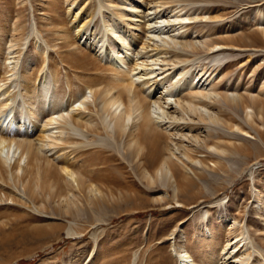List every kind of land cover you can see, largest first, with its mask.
I'll use <instances>...</instances> for the list:
<instances>
[{"label":"rangeland","instance_id":"obj_1","mask_svg":"<svg viewBox=\"0 0 264 264\" xmlns=\"http://www.w3.org/2000/svg\"><path fill=\"white\" fill-rule=\"evenodd\" d=\"M98 1L104 5L100 10H98ZM125 1L134 0H0V35H4L5 42L12 46L9 56L6 54L9 53L6 47L4 50V55L11 58L6 62L8 65L6 69L1 67L2 58L0 61V137L3 135L2 139L9 142L21 141L27 137L28 139L25 140H34L37 143L36 139L44 129L43 124L48 118V113L53 112L54 108V111L58 109L53 104L57 97L63 104L61 107L59 105V113L61 109L65 113V109H70L71 105H75L74 100H79V97L85 93L87 100L83 107L86 108L84 107L85 110L82 111L83 115L81 113L84 120L81 126L73 124L79 127L77 129L79 140L82 139L85 143L75 144L76 146L71 144L69 147L86 151L85 156L75 165L79 167L80 160L94 156L96 152L100 156L99 148H102V156H107L106 163L88 168L91 172L95 170L88 177L86 174L78 175L77 183L66 184L67 177L62 173L60 180L57 181L62 187L59 199L53 200L50 196L35 194L34 199H29L28 202L22 196H28L25 194L26 191L21 190L23 178L21 176L18 178L13 170L0 171V264H183L176 258L173 245L184 248L197 262L204 260V264L208 262L210 264L212 262L208 261L212 258L210 253L217 256L222 241L232 240L239 235V232L228 230L229 224H232L231 217L236 221L243 219L246 222V230L251 241L257 247H263L259 249L260 256L258 255L262 260L264 256V37L261 36L260 31L264 30V22L259 18L264 14V1L140 0L138 11L149 9L148 13L156 12L155 15L148 17L151 22L147 24L160 22L165 20L164 18H168L170 22L161 25L150 34L146 30V25L142 24L146 19L132 17L123 5ZM72 3L74 5L70 6ZM178 7L184 10L181 13L174 12ZM76 15L77 19L74 21ZM158 17L161 19H155ZM175 17L187 20L183 21L186 23L183 24L186 29H181L185 33L173 37L176 34L173 30L180 26L177 24L179 19L175 20ZM61 20H64L67 27H72L73 24L76 26V31L72 30L75 44L89 56L91 53L94 54V43L105 33L110 35L114 30L116 35L127 34L126 36L132 41L131 45L128 44L129 55L123 63V68L127 70L133 65L132 53L140 51L142 46L141 53L145 52L148 58L145 54L143 57V54H140L141 57L138 55L136 59L138 62L151 64V60L155 58L152 55L162 50L169 52L160 55L161 60L164 59L163 66L166 67L164 69L162 67V71H156V74H159L157 77L162 80L152 79V82L144 87L143 96L150 105L158 97H162L160 84L164 83L167 86L175 84L176 79H181L179 82L176 80L177 84L194 78L196 83L197 76L201 73H204L205 77L210 76V80L214 82V91L219 95L215 102L213 101L214 104L210 105L211 108L209 107L214 118L201 121L198 116V119L196 116H194L196 119L190 117L191 120L194 118L195 124L191 122L186 128L180 127L182 131L179 134L185 139L182 138L184 142H181V145L187 147L190 159H203L208 161L207 167L211 166L202 171L197 169V173H201H199L200 180L193 177V186L177 194L178 199H172L173 183L168 181L160 182L161 184L150 183L149 178L148 181H145L146 178L144 180L142 175L151 172L142 162L148 147L142 144L145 150L143 148L140 160L132 165L136 157L134 160L127 155L130 154L127 147L130 138L131 141H136V138H133L135 136L128 135L127 137H130L127 138L125 134L123 137L114 136V139H110L101 128L98 109L96 110L92 102L93 90L86 89L77 74L76 81L71 74L72 83L67 84L65 75L67 71L59 64V55L66 54V49H59V39H62L63 35ZM138 23L141 27L144 25L143 30L145 28L146 31L138 27ZM81 28L82 35H77ZM252 35L258 36L254 38ZM106 36L99 58L102 65L111 64L115 68L118 65L112 64L109 59L112 51L123 56L124 54L120 53V45L116 44L115 40L110 38L108 40ZM230 37L244 40L236 44L237 47L234 46L235 51L232 48L233 50H223L217 54L214 53L215 51L212 53L204 49L215 44L228 45L227 38ZM193 43H197L201 50L198 52L191 50ZM146 46L148 47L145 48ZM202 46L204 48H201ZM24 63L30 65L26 67ZM11 67L15 69L12 70ZM27 68L35 69L30 88H35L34 94L39 93L35 97L39 96V98H35L32 94L29 98L30 94L27 95L28 86L25 85L21 71ZM52 73L54 76H51ZM93 77L95 78L88 76V78ZM44 80L50 84L47 87L49 93L45 100L43 93L38 90ZM136 86L141 90L142 86L137 83ZM148 90L149 94H146ZM178 93L179 87H176L172 99L177 100L180 96ZM225 95L230 96L233 102L230 99L229 102L226 100L224 102ZM220 96H223V99ZM240 97L245 98L244 102ZM246 98L255 102L249 103ZM42 100L44 102H41ZM143 106H141L142 110L146 109ZM247 114L252 116L251 121L245 119ZM31 115L37 116L33 118ZM72 116L77 117L75 113ZM96 125L101 128L96 133L88 130ZM215 132L219 134L216 136ZM246 132L251 138L244 137ZM69 133L72 134L71 131ZM196 138L199 141L200 139L207 141V147L204 145L196 148L194 142ZM163 142L166 141H161L162 145L165 144ZM126 143H128L127 147ZM38 144L39 142L37 146ZM214 146L218 151L223 150L225 153L220 157L213 154L210 148ZM235 148L242 150L235 152ZM163 149L162 154L165 156L166 150ZM70 150L71 148L66 150V155H69L68 158L72 162V158L78 157L81 153ZM53 152H45L44 156L46 160L54 161L60 171V167L64 165L60 164L63 158L62 152L57 149ZM175 153L179 154L177 151ZM94 162L95 160L85 165L89 166ZM23 163L24 161L21 162ZM214 163L218 164L213 166ZM83 167L84 165L81 168ZM70 169L68 167V170ZM24 183L26 184V181ZM31 188L36 189L32 184ZM25 189L31 190L30 185H25ZM165 192L168 197H165ZM64 208L70 213L67 215L62 213V210H66ZM59 209L62 216L59 215ZM209 228L222 231L219 234L215 233L218 242H207L205 236L208 235ZM39 229L43 231L38 233ZM68 229L73 232L71 235L67 234ZM176 231L184 235L180 242L171 235ZM211 264H216V261Z\"/></svg>","mask_w":264,"mask_h":264},{"label":"bare ground","instance_id":"obj_2","mask_svg":"<svg viewBox=\"0 0 264 264\" xmlns=\"http://www.w3.org/2000/svg\"><path fill=\"white\" fill-rule=\"evenodd\" d=\"M139 1L140 0H136V1L134 0L132 2L131 1H125V2H123V5L126 6L125 7L126 11L132 17H135L137 19H139V18L140 19H146L144 21L142 20L143 21L142 24L146 25V27H147L146 30L148 31L149 34L154 33L153 30L160 28L161 25H165V24L170 23L168 21V18L167 19L164 18L165 20H161L160 22H154V24H147V23L151 22V19L150 18L148 19V17L155 15L156 12L148 13L149 9H146V11H142V12L138 11V7L140 4ZM263 1L264 0H257L255 2H263ZM73 5L74 4L72 3L70 6H73ZM97 5H98V10H100L101 8L104 7V5H102V3L99 1H98ZM162 6H164V3L162 4ZM175 9L176 10H174V12H178V13H181L184 10V8L180 9L179 7L175 8ZM178 9H180V10L177 11ZM68 11H70V8ZM144 12H145V14H144ZM140 13H142V14H140ZM139 14H140V16H138ZM185 14L186 13L184 12V16H185ZM178 17H175V20H178L179 19ZM76 19H77V15L75 16L74 21ZM155 19H161V17H158ZM259 19L264 22V14L260 15ZM259 19H258V21H259ZM184 20H187V19L186 18H180L179 19V22L177 24H180V26L178 29L173 30L174 32H176V34H174V36L172 35L173 37H175L177 34H179V35L183 34L184 31L183 30L181 31V29H186V28H184L186 26H183V24H186L185 22H183ZM135 21L138 22V20H135ZM136 22L133 21V23H136ZM61 24H62L61 29H63V35L61 34L62 39H59V49H66V51H65L66 54H64V55L60 54L59 55V64H61L63 66V68L65 69V71H67V73L65 74L66 78L68 80L67 84L72 83V78L70 77V75L72 74L71 76H73V80H75L76 74H77L79 79L83 82V85L86 86V89H90L91 91L93 90V96H92L93 101L92 102H93L94 106L96 107V110L98 109L97 115L100 116L99 125H101V128H103V130L109 136L110 139L111 138L114 139V136L123 137V136H125V134H127L125 137H127L128 135H130L131 137L135 136V137H133L134 139L136 138L135 142H133L134 140L131 141L132 138H130L129 139L130 142L128 141L129 142L128 147H127L128 143H126L127 151L130 152V154H127V155H129L130 158L133 157V159L136 157V160L134 159L135 161H132V163H133L132 165H134V163L136 161L140 160V158L143 154V153L141 154V151L143 150V148L145 150V147H143L142 144H144V146H146V148L148 147V149H147L148 151L146 150L147 153L142 158V160H143L142 162L145 164V166L147 168H150L151 172L150 173L145 172L144 175H142L144 177V180L146 178L145 181H148L147 178H149L150 183H160V182H166V181L173 183L174 187H173V191H172V199H174V198L178 199L177 194H180L181 192H185L187 189H189L193 186V181H194L193 177L200 180V177H201L200 174L201 173L200 172H199L200 174L197 173V169H200L202 171L204 169L206 170L208 167L210 168V166H211L210 165L207 167L208 161L203 160V159L199 160L196 158L197 160H194V158H193L191 160L190 157L188 156V150L186 149L187 147H183V146H185L183 144L181 145V142H184L185 139L179 135L180 131H182V130H180V127L186 128V126H188V124H190L191 122L194 123L193 122V119L195 118L194 116H196V118L198 116L199 120H201V121L204 119L211 120L212 117L214 118L213 114L210 112L209 109L211 108L210 105H212V103L214 104L215 100L218 98L219 95L214 91V88H215V86L213 84L214 82L212 81V79L210 80V76L205 77L206 75L204 73H201V75L197 76L198 78H197L196 83H194L195 82V78H194L193 80H190V81L183 80V82L176 84V80H177V82H179V80L181 81V79L175 80V78H174L175 84L173 83V84H169L167 86H165L164 83L160 84L159 86L160 87L162 86V88H161L162 92L160 93V96H162V97H158L156 100H154L152 102V105H150V103L146 100L145 96H143L144 87H145V85H147V83L152 82V79H154L155 81L162 80V78H158L159 74H156V71H162L161 68L163 67V69H164L166 67V66L165 67L163 66V65H165L163 63L164 59L161 60L160 55H162V54L165 55V54H168L169 52H167L166 50H162L160 52L155 53L154 55H152L155 58L151 60V64L144 63V61L138 62V60L136 61L137 56L138 55L140 56V54H143V53H141V50L143 51V49H142L143 46H142L140 51L135 52V50H134L135 53H132V54H134L131 57L133 65H132L131 69L127 70V69L123 68V63H124L126 57L129 55V54H127L130 50L128 44L131 45V43H132V41L130 40L131 38L126 36L127 34L125 36L116 35V33L113 32L114 30L110 33L111 36L107 35L106 33L105 34L103 33L104 34L102 36L103 39L101 37V39H99L98 41L96 40L97 42H95V41H94L95 43L93 42L94 43V54L92 55V53H91V55L89 56L88 53L85 54L84 53L85 51L83 52V50L81 49V47L79 45L75 44V41H74L75 39L72 36V32L76 29V26L73 24L72 27H67L64 20H61ZM139 25L140 24L138 23V27H141ZM144 25H142V27H141L142 30H143ZM166 26H168V25H166ZM170 26H172V25H170ZM62 27H64V28H62ZM82 28L79 29L77 35H82L81 34ZM61 29L59 31H61ZM136 29H138V28H136ZM144 30H145V28H144ZM143 31H141V32L143 33ZM61 33H62V31H61ZM260 33H261V36L264 37V30L260 31ZM105 36L107 37V39L110 38L113 41L115 40L116 44L120 45V49H121L120 53L124 54V56H123L121 54L116 53L115 51H112V56L109 55L110 56L109 59L112 61V64L114 63L115 65H118V67L114 68V65L112 66L111 64H104V65L101 64V59L99 58V56H101V53H102V50L104 47V43H105L104 37ZM252 36L255 38L258 35H252ZM59 38H61V37H59ZM5 39L6 38H4V35H0V61L2 58L3 64L1 67H3L4 69H6L8 66L6 64V62L11 59L10 57L8 58L7 55L9 56V54H10L9 51L12 48L11 45L7 44V41L5 42ZM110 39H108V40H110ZM150 40L153 41V39H150ZM161 40H163V39H161ZM243 41L244 40L235 39V37H230V38H227L228 45L215 44V45H212L210 48H204V46H202L201 48H204L208 52H212V53L215 51L214 53L218 54V53L223 52V50H233L232 48H234V46L237 47L236 44H239V42H243ZM112 45H113V43H112ZM191 46H192L191 48L189 47L191 50H194L196 52L201 50L198 47L199 45L197 46V43L196 44L193 43ZM5 47L7 48L8 52H9V53H6L7 55H4ZM118 47L119 46H117V48ZM147 47L148 46H146L145 48H147ZM113 48H115V46ZM113 48H111V49L114 50ZM153 50L157 51L156 48H153ZM235 50L236 49L234 48V51ZM77 52L79 54H77ZM144 54H145V52H144ZM144 54L142 55V57L144 56ZM152 56H151V58H152ZM176 56H177V54H176ZM145 57L148 58L147 55ZM28 60H27V62H28ZM140 60H141V58H140ZM28 63H27V65H28ZM24 65H26V64L24 63ZM27 65H26V67H27ZM33 65H34V63H33ZM148 66H150L149 69H148ZM11 68H12V70L15 69L14 67H11ZM128 68H129V66H128ZM21 71L23 74L22 78H23L24 82L26 83V84L25 83L24 84L26 85V87L28 86L27 87V91H28L27 95L30 94V95H28V97L30 98L31 94H32V96L34 95V97H35V95H39V93L34 94V92H36L35 88L34 89L30 88L33 76L35 74V69L34 68L33 69L27 68V69H24V71L23 70H21ZM92 71H93V73H92ZM181 73H179L178 75L180 76ZM11 74H13V73H11ZM155 74H156V76H154ZM51 76H54V74L52 73ZM88 76H95V78L94 77L88 78ZM164 78H166V77H164ZM172 79H173V77H172ZM136 83L139 84V86H142L141 90H139L137 88L138 86H136ZM156 84H158V83L156 82ZM49 85L50 84L46 80H44L41 83V88L36 87V88H38V90H40L43 93L44 100L47 99V96L49 93V90L47 89V87ZM199 85H200V87H198ZM176 87H179V93L178 94L180 95L179 96L180 98L178 97L177 100L172 99V97L175 96L172 93L175 91ZM207 87L209 89H207ZM29 88L31 89V91ZM153 90H155V89H153ZM91 91L89 93H91ZM42 93H41V95H42ZM146 94H149V90ZM79 96H80V94H79ZM147 96H149V95H147ZM37 97L39 98V96H37ZM37 97H35V98H37ZM222 97L223 96H220V98H222ZM152 98H153V96H152ZM229 99H230V96L225 95L223 100H224V102H225V100L227 102H229ZM240 99L242 100V102H244L243 100L245 98L240 97ZM246 99H248L249 103L251 101L255 102V100H252L250 98H246ZM86 100H87V97L85 96V93H84L83 95H81L79 97V100H74L75 105H77V103L79 105L75 106L73 104V105H71L70 109H67V108H66L67 110L65 109V113L62 112V111H64L63 109H61L60 110L61 112L59 113V105L61 107V105H63V104L61 103V100H59L57 97V100H55V102L53 104H54V107H56L58 109L56 111H54V109H55L54 108L53 112L51 111V113H48L49 114L48 118L43 124L44 129L42 131H40L41 135H38L39 137L36 139L39 142L38 146H37L38 142L35 143L34 140H31V141L25 140L27 137L21 141H19V140L13 141L12 140L10 142L2 139L3 135L0 137V171L3 172L5 170H13L14 174L18 178H19V176H21V178H23V180H22L23 188L22 189L20 188V189L23 191H26V193L24 192L26 195L28 194V196L22 195L24 198H26V200L28 202H29V199H34V197L36 195L37 196L44 195L45 197L50 196L52 200L54 198L59 199V193H60L62 187L59 185L60 183L57 181L60 180V178H61L60 175L62 173H64L66 175L67 180H68V183L66 182V184L69 185V184H71V182L77 183V180H78L77 176L78 175H81V174L85 175L86 174V176L88 177L89 175L92 174L93 171H95V170H92V172H91L90 170H88V168L90 169L92 166L95 167V165L106 163L107 156L103 157L102 156L103 152L101 151L102 148L100 149L99 147H97V148H99L101 155L99 156V154L96 152L94 154V156L85 157L84 159L80 160L81 165H79V167H77V165H75L76 162L79 161V159H81L83 156H85L84 152L86 150H82L81 148L77 149L76 147H74L75 149H73L72 147H69V145H71V144L76 146L75 144L85 143L82 141V139L79 140L80 135H77V129L79 128L78 126L82 125V122L84 120L82 117V115H83L82 111L84 112V110L86 108L85 106H84L85 108L83 107V104L86 102ZM231 101L233 102V100H231ZM36 102L37 101H35V103ZM41 102H44V101L42 100ZM232 102H231V104H232ZM142 105H144L143 107L146 109L143 108L144 110H142V108H141ZM99 110H100V114H99ZM167 110H169L170 112ZM74 113L77 117L72 116ZM81 113H82V115H81ZM30 114H32V113H30ZM40 114H41V112H40ZM250 114L246 115L245 119H247V121L252 120V116ZM35 116H37V115H35ZM35 116H32V117L34 118ZM38 117H40V116H38ZM190 117H194V118H192V120H191ZM37 119L38 118L36 117V120ZM73 124L78 125V126L75 127ZM129 124H130V127H129ZM197 124H198V122H197ZM128 127H129V131H127ZM99 128H100V126L96 125V126H94V128H91L88 130H91L94 133H96L97 130H99ZM69 131H71L72 134H70ZM87 133H88V131H87ZM11 134H12V132H11ZM218 134H219V132H215L216 136ZM182 135H183V133H182ZM248 135L249 134L246 132L244 134V137L245 138H251ZM179 136L181 138H179ZM129 137H127V138H129ZM162 137H164V139H162ZM194 139H195V137H194ZM197 139L198 138H196V140L194 141L196 143L195 144L196 148L203 147L204 145L206 146L207 141H205V140L201 141V139L199 141ZM163 140L166 141V142H163V143H165L164 145H162V143H161V141H163ZM178 142L180 144H178ZM93 143L94 142L92 141V144ZM199 143H201V144L197 145ZM232 144L234 145V143H232ZM102 146H100V147H102ZM206 147H205V149H206ZM68 148H71V150H70L71 152L81 153L78 157L72 158L73 159L72 162H70L71 160H69L70 158H68L69 155H66L67 154L66 150ZM55 149H57V151H59V152H62L61 156L63 158H62V161H60V164L62 163V165L63 164L64 165L60 167V171H59V167L57 168V166H56L57 164L54 161L46 160V158L44 156L45 152L51 153V152L55 151ZM162 149L166 150L165 156L162 154ZM217 149L218 148H216L215 146L210 148V150L212 152H214L213 154L217 155L218 157H220L222 154L225 153L223 150L218 151ZM240 149L235 148L234 151L236 152L237 150H240ZM95 150H96V148H95ZM194 150H196V149H194ZM176 151H177V153H179L178 155L175 153ZM1 154H4V155L2 156ZM70 154H72V153H70ZM93 160H95V162L93 164H91L89 166L85 165V164L90 163ZM221 160H222V158H221ZM23 161H24V163L21 164V162H23ZM218 163H214L213 166H216ZM130 164H131V162H130ZM83 165H84V167L81 168ZM195 166H196V168H195ZM68 167H70L71 169L68 170ZM20 171H22V172L19 175ZM59 172H60V174H59ZM141 174H143V173H141ZM64 180H65V178H64ZM19 181H20V179H19ZM25 181H26V184L24 183ZM27 184H28V186L30 185L31 190L25 189V185H27ZM31 184L33 185V188H36L35 190L31 188ZM164 195H165V197H168L166 192L164 193ZM22 196H20V197L22 198ZM60 196H62V193ZM67 208H69V207H67ZM67 208H64L66 210H62V213L64 212L65 215L70 213ZM57 209H58V207H57ZM54 211H57V210H54ZM60 213H61V211L59 209V215L62 214V213L61 214ZM227 219L228 218H225V220H227ZM230 221L232 222V224L230 223L231 226L229 224L230 228H228V230H230L231 232L234 231V233L239 232V235L235 236L232 240H227V239L224 241L221 240L222 242H221L220 247L218 249V251L220 250L219 253H216L217 256H213V254L210 253V255H212V258H210L211 260H208V261H212L211 263H213V261L214 262L216 261V264H264V256L262 257V260L259 259V256H260V250L259 249H262L263 247L262 248L257 247L255 245V243L253 241H251V238L249 237L250 235L248 234V231L246 230V228H247L246 222L243 219H241L240 221H236L233 217L230 218ZM52 229L54 230L55 228H53V226H52ZM42 231H43L42 229H39L38 233L42 232ZM220 232H222L220 229L209 228L207 230L208 235L205 236L207 242H209V243H210V241L218 242V238L216 237L215 233L219 234ZM72 233L73 232H71V230L68 229L67 234L71 235ZM171 235H174V237L172 236L173 239H175V238L178 239L177 242H180L182 237H184L183 234L177 233V231L175 233L172 232ZM211 247L212 246H210V248ZM172 248H173V251H174L175 256L178 259V261H180L183 264H204L205 263L204 260L199 261V262L194 260L187 253V251L184 248L177 247L176 245H173ZM208 264H209V262H208Z\"/></svg>","mask_w":264,"mask_h":264}]
</instances>
